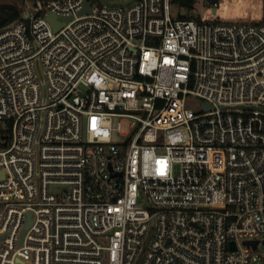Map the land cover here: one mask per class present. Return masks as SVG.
<instances>
[{
    "label": "built area",
    "instance_id": "2783aa9c",
    "mask_svg": "<svg viewBox=\"0 0 264 264\" xmlns=\"http://www.w3.org/2000/svg\"><path fill=\"white\" fill-rule=\"evenodd\" d=\"M29 2L0 26V264H252L264 1Z\"/></svg>",
    "mask_w": 264,
    "mask_h": 264
},
{
    "label": "rangeland",
    "instance_id": "374dc122",
    "mask_svg": "<svg viewBox=\"0 0 264 264\" xmlns=\"http://www.w3.org/2000/svg\"><path fill=\"white\" fill-rule=\"evenodd\" d=\"M30 0H0L1 3L17 4L20 8L29 6ZM220 0V6L217 12L212 14L211 10L202 6L200 3L197 7V12L201 15L206 14L217 19L231 21L233 19L239 20H256L262 14V6L264 0ZM125 128V127H124ZM255 260L252 264H264V245L260 244L254 251Z\"/></svg>",
    "mask_w": 264,
    "mask_h": 264
},
{
    "label": "trees",
    "instance_id": "16d2710c",
    "mask_svg": "<svg viewBox=\"0 0 264 264\" xmlns=\"http://www.w3.org/2000/svg\"><path fill=\"white\" fill-rule=\"evenodd\" d=\"M35 1V0H31ZM238 0L236 3H238ZM21 10L17 4L13 3H1L0 4V26H3L15 19L19 18L21 15Z\"/></svg>",
    "mask_w": 264,
    "mask_h": 264
},
{
    "label": "water",
    "instance_id": "95a60500",
    "mask_svg": "<svg viewBox=\"0 0 264 264\" xmlns=\"http://www.w3.org/2000/svg\"><path fill=\"white\" fill-rule=\"evenodd\" d=\"M85 11H89V6H88L87 1H85ZM48 19L53 23L55 29L59 28V23L57 22V17L54 14H50L48 16ZM204 105L207 107V109H209V105L207 103H204ZM30 221H31V219H30V213H29L28 220H27V223H26V227H28V225L30 224ZM24 232H25V230L23 231V234H24ZM244 243L245 244H249V245H251L253 247V249H256L257 246H258L259 241L258 240H245ZM232 247L236 248V244H235L234 241L232 242Z\"/></svg>",
    "mask_w": 264,
    "mask_h": 264
}]
</instances>
